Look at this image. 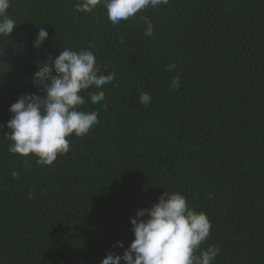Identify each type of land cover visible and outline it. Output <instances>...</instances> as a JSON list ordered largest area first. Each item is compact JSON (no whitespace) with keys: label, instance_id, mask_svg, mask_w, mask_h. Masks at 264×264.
I'll use <instances>...</instances> for the list:
<instances>
[{"label":"trees","instance_id":"obj_1","mask_svg":"<svg viewBox=\"0 0 264 264\" xmlns=\"http://www.w3.org/2000/svg\"><path fill=\"white\" fill-rule=\"evenodd\" d=\"M75 3L10 0L18 25L0 36V264H100L131 244V217L166 190L209 217L201 249H221L214 264H264V0H169L116 26L103 4L79 13ZM40 28L49 37L35 48ZM64 48L91 50L115 79L88 90L104 91L100 103L80 93V110H96L99 123L40 165L8 151L9 109L46 94L33 75Z\"/></svg>","mask_w":264,"mask_h":264},{"label":"clouds","instance_id":"obj_2","mask_svg":"<svg viewBox=\"0 0 264 264\" xmlns=\"http://www.w3.org/2000/svg\"><path fill=\"white\" fill-rule=\"evenodd\" d=\"M168 3L169 0H76L74 8L79 13H92L103 4L109 21L116 26L143 9ZM9 8L10 0H0V36L5 38L11 36L18 25L7 14ZM143 19L147 26L144 35L153 36L154 24L147 18ZM48 37V31L40 28L33 47H42ZM120 43L125 41L121 39ZM175 68V64L167 66L169 71ZM114 79L115 73L104 74L97 66L96 56L88 49L77 52L64 48L54 56L51 64H40L33 75V82L43 86L41 91L46 94L25 93L11 104L9 111L13 115L7 122L10 130L7 139L12 143L8 151L25 157L31 154L37 158L36 163L51 165L58 155L69 152L68 137L73 134L85 136L99 123L96 110H80V106L85 104V97L80 93L92 87L100 89ZM179 85L180 77L176 76L171 88L176 90ZM88 95L93 104L106 98L102 90L88 91ZM150 102V93L142 92L139 103L148 106ZM32 195L30 192L29 197ZM212 198L210 194L209 199ZM131 224L134 233L131 244L125 247L123 241L118 242L117 246L123 251H109L100 264H122V261L123 264H214L221 251L212 245L201 249V244L210 236L211 221L204 211L197 212L190 207L180 192L166 190L151 207L139 208L131 217Z\"/></svg>","mask_w":264,"mask_h":264}]
</instances>
